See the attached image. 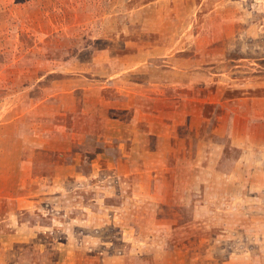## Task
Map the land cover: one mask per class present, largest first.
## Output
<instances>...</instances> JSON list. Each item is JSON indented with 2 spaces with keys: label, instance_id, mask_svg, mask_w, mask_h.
I'll return each mask as SVG.
<instances>
[{
  "label": "rangeland",
  "instance_id": "374dc122",
  "mask_svg": "<svg viewBox=\"0 0 264 264\" xmlns=\"http://www.w3.org/2000/svg\"><path fill=\"white\" fill-rule=\"evenodd\" d=\"M149 1L0 0V138L12 130L19 136L30 133L33 138L32 143L23 146L21 141L11 145L1 139L0 165L9 171L6 177L0 175L4 191L1 196L7 197H3L1 211L7 214L12 209L16 221L28 225L27 231L29 224L38 227L33 238L15 234L9 243L2 239L4 232L0 229V264H171L168 258L173 253L176 264H222L231 255H240L241 264H264V0H224L222 14L214 20L223 24L230 38L215 53L218 59L217 52L227 53V57L221 64L205 63L200 67L201 63H192L191 70L207 74V80H201L192 91L172 85L177 76H182L178 70L181 62L171 64L161 59L154 63L151 59L144 64L147 70L136 68V59L151 55L149 45L164 34L142 30L145 20L150 24L151 18L154 22L146 29L159 27L155 23L160 20L153 18L155 6L142 8ZM159 4L165 16L156 19L162 18V29L168 22L171 27L177 24L189 28L195 18L198 24L194 26L203 28L204 17L186 12L177 16L168 8L169 0ZM181 50L176 48L177 53ZM188 52L189 48L185 50ZM121 71L122 80L115 75ZM109 79L115 87L105 85ZM219 81L232 87L224 93ZM131 83L141 84L144 95L154 91L161 97L160 103L167 105L175 96L182 102L185 94L219 100L217 105H208L206 113L211 118L206 126L211 143L222 147L212 153L221 158L191 161L194 170L204 166L199 171L208 173L205 179L211 186H199L194 180L198 185L190 186L193 192L185 193L183 183L178 181L189 178L181 173L183 165L169 160L158 164L152 156L141 161L145 171L154 174L155 168L161 164L166 168L167 163L178 170V177L170 174L156 179L146 173L141 187L135 175L130 179L118 176L114 169L117 160L113 161V169L93 175V160L99 152L105 153L110 142L86 141L71 148L69 142H55L63 131L71 135L73 130L85 127L89 133L96 132L94 140L97 135L102 137L105 123L86 115L81 108L92 101L115 100L120 97L119 88H129ZM246 92L255 95L252 100L244 99ZM119 113L112 110L110 114L116 117ZM219 118L225 137L210 131L216 129ZM7 121L15 124L6 129L3 124ZM234 123H238L241 146L230 141ZM206 134L204 131L203 136ZM40 135L48 136L45 143L40 142ZM5 149L9 150L8 157L2 152ZM76 154L81 156L78 161L72 159ZM77 162L83 169V179L64 180V191L47 194V200L36 194V199L32 198L37 203L35 210L25 208L28 203L23 197L33 195L31 189H58L65 171L59 172L60 180L56 177L57 165ZM184 168H188L187 163ZM104 206H113L116 211H104ZM85 208L106 214L91 218L84 215L76 220ZM107 214L117 217L102 222ZM60 221L65 226L52 230ZM40 225L45 229L40 231ZM2 228L11 231L7 223ZM80 240L84 250H77ZM162 250L168 256L150 257Z\"/></svg>",
  "mask_w": 264,
  "mask_h": 264
},
{
  "label": "crops",
  "instance_id": "0c3cea01",
  "mask_svg": "<svg viewBox=\"0 0 264 264\" xmlns=\"http://www.w3.org/2000/svg\"><path fill=\"white\" fill-rule=\"evenodd\" d=\"M161 2H163V0H151L147 4L142 6V8L145 6H155L152 7L153 18L157 21L160 20L158 23H155L159 27L152 29L146 28L152 26L154 20H152L151 18L150 24L148 23V21L145 20V25H143V28L145 29L142 30L150 32L151 34L163 31L164 34H161L159 39L153 41L149 45L151 55L140 56L141 58L136 59L138 63L136 68L138 69V71H143L145 69L147 70V67L144 66V64L146 65L147 62L151 59L154 63H160L161 59L162 62L167 61L171 64L181 62V64L179 65L180 69L178 70L179 72H181L182 76H177L178 79H174V83L172 85H174V87L177 86L178 88H182L189 91H192L193 89L195 90L200 86L201 80H207V78H205L207 74H204L203 72H200L198 70H191L190 67L192 63H201L200 67L205 63H210V65L215 63L221 64V62L223 63L222 59H224V57H227V53L217 52V54H219L220 56L218 59V56L215 53L216 49H223L224 45L222 44L224 43V40L226 38H230V36L227 35V31L224 30L223 24H218V22L214 20L216 16L222 14L221 12L223 9L224 0H185V4L182 7H180L179 5L183 4V0H169V3H171V5H169L168 8L171 7L170 10L176 13L177 16L179 14L181 16L183 13L186 12L187 14L191 13V16L197 15V17H204V20L202 19L204 21L202 29L201 27L194 26L198 24L196 23V18L190 21L189 28H185L184 26H177V24H172L171 27L168 22L165 25L167 29H162L161 25L164 24L163 20H161L162 18L156 19V17L165 16L162 10L163 5L159 4ZM174 25H176L175 28H173ZM211 31L214 32L212 33ZM220 41L222 42L221 45H219ZM176 48H181L182 50L177 53ZM187 48H189L188 54L185 53V50ZM197 48L201 49L199 51L194 50ZM163 50L164 53H161ZM156 59L157 61H155ZM123 74L124 71H121V73L119 72L115 75L116 77L121 76L122 80L124 78ZM217 75L222 76L224 74L217 73ZM109 80V82H105V85H108L109 87H115L116 83L112 82L111 79ZM219 83V89H224V93H226V91H229V87H232V85H229L228 82L226 85L225 83H223L222 85L221 81H219ZM139 85L141 84L131 83L129 88H124L126 86H122L121 88H119L118 95L120 97H116L117 100H107V102L101 100V102L103 103L92 101L85 108H81V110L86 115H91V117H94V119H99L100 121L105 123V131L102 137L101 134L97 135L98 139L94 140L96 132L92 130V132L89 133V130L86 127L77 132L76 130H73L71 135L63 131L64 129L62 128L64 127H61L59 128V130L61 129L65 133L62 132V135L55 137V142L57 144H67L69 142L68 145L70 148L71 146L81 145L86 141H93L94 143H100L101 141H107V143L110 142L111 146L107 147L105 153L99 152L97 157L93 160V163L91 164L93 165V168H91L93 175H98L101 170L103 174H105L106 171H104V169H113L111 168L113 166V161L117 160V164L114 169L117 170L116 173L118 174V176H120L121 178L125 177V179H130L133 177V175H135L134 177L136 178V183H138L139 179L140 186L143 187L144 176L148 175L146 173L153 174V171H145V168L142 167L141 161L145 158L149 159L152 156V158L157 161L158 164L161 163L162 160H169L173 161L175 165H183V170L181 169V173H183V176H185L187 173V177L189 178L183 181H178L180 183H183L181 185L183 186V188L181 189H183L185 193L193 192V190L190 189V186H196L198 184L199 186H203L206 188L211 186V183H208V181H206L205 179L208 176V173H204V171H199L203 170L204 166H202L199 170H194L193 167L191 168V161L194 158L199 160H216L221 158V155H217L218 153H212L215 151V149H217V147L221 149L222 147L219 144L213 145L211 143L212 141L210 140L212 139L207 132L208 127L206 126L209 125L211 118L210 114L206 113L208 105H217L216 103H218L219 100H211V97L209 95H206L204 98H193L191 97V94H185V96L183 97L184 102L180 101V97L175 96L171 97V99L173 100L170 102L169 105H167L165 102L160 103L161 97L156 96L154 94V91H150L148 95L142 94V92H140L141 87H139ZM142 86H146V83H143ZM223 96H220V98H222ZM253 96L255 95H250L249 92H246L244 94V99L252 100L251 97ZM105 103H107V105ZM156 103H160V105L158 106ZM112 110H118V112H121V114L119 113L116 117H111L110 113ZM230 112L233 113L232 110ZM223 113L225 114V111ZM233 114L235 115V113ZM233 114H231V116ZM231 116L228 115V117ZM94 119H92V121H94ZM217 120L218 126L215 130L211 129L210 131H212L213 134L217 133L219 136L225 137L226 133L223 132L224 129L222 128V126H220L219 123L221 118ZM234 120L236 122L237 118L235 117ZM11 122L12 121L4 122L3 125L7 126L6 129H8L11 124H15V121H13L12 123ZM234 124L235 126L233 125V133H231L230 141L232 144H237L238 146H241L239 142V134L237 133L238 123ZM27 127L29 126L27 125ZM23 129L24 131H26V122L23 123ZM204 131L207 133L205 136H203ZM46 137L48 136L40 135V142L45 143L47 141ZM227 137H229L228 134ZM41 138H43V141H41ZM1 139H6L11 145L18 142L20 143V141L21 145L27 144L28 142L32 143L33 140V138H31L30 133L28 136H26L25 134L23 136H19L16 135L15 130H12L11 133L6 134L5 136H1L0 142ZM143 146L144 148H142ZM209 146H211L212 149L211 154H208L210 149ZM244 147L242 148L243 151ZM6 149L2 150V152L4 155H6V157H8L7 154H9V150ZM29 150L30 149L25 148V151L29 152ZM30 158L31 157H29L28 160ZM79 158L81 159V156L78 157V154H76L72 159L78 161L80 160ZM128 159L130 163L128 162ZM132 162H135L134 167L131 166ZM27 163L29 164L30 162L28 161ZM185 163L188 164V168L186 170L184 168ZM79 165L78 162L75 164L61 163L57 165L56 177H58L60 180H62V178H60L59 172L65 171V175L63 176V180L59 184L60 186L58 187V189L55 190L56 187L49 189L48 187L44 186L43 189H31L33 195H30L29 197H23L20 195L21 198L23 197V199H25V201H27L28 203L25 208L29 209L30 211L35 210L34 207L37 206V203L35 204L36 201L33 202L32 198L36 199V197H34L36 196V194H41V196L44 197L42 198V200H47V194L64 191V180L79 181L83 179V172H81L83 171V169L79 168ZM165 165L166 168L169 169H166L161 164L159 167L155 168L152 178H164V176H169L170 174L173 176V178L178 177V170L172 167H168L167 163ZM3 167L4 166L0 165V170L1 168L3 169ZM11 168L12 170L16 168V162L14 160V157H12L11 160ZM216 172L219 173L218 171ZM3 174L4 177L9 175L7 167L5 168L2 174L0 172V175ZM219 175L226 174L219 173ZM29 179L38 181L41 180V178ZM25 180L28 179L25 178ZM194 180H198V184H196ZM24 182L25 181L23 179L22 188H25ZM1 183L2 182L0 181V229L2 232H4V237L2 239L6 240L7 243H9L11 239L15 237V234L18 236H22V233L26 235V238H33L34 236H36V230L38 229V227L31 226L29 224L31 230L28 229L29 231H27L26 229L28 228V225L26 223L16 221L12 209L11 211L7 212V214H4L1 211V208L3 207L2 200L4 202L3 197L7 198L6 196H1L2 193H4L2 189L3 187H1ZM41 208L42 206L39 207L40 211L43 210ZM112 208L116 211V208L113 206H104V211L107 210L108 212V209L109 211H111ZM85 210H87V212H85ZM85 210L79 212V214L76 216V220H81L84 215L90 216L89 218H91L92 216H101L106 214V212H101L100 210H92L89 208H85ZM112 215L113 214H107V216L103 217L104 219H102V222H105L110 217H117L116 214L113 216ZM89 218H86V222ZM96 222L98 221H95V223ZM4 223L8 224L9 228H11V231L3 230L2 225ZM65 224L66 223H63L62 221L54 223V227H52V230L55 227L58 229L59 227L57 226H65ZM72 224L69 225L71 226ZM73 228L74 226H72V229ZM41 229H45V227L40 225V231ZM78 247L77 250L81 248L82 250H84L81 240L79 241ZM164 254L168 256V253L165 250H162L153 254L151 253L150 257L155 256V258H158L160 256H165ZM168 260L171 262V264H176L174 253L170 259L168 258ZM241 260L242 259L240 255H231L222 264H241ZM189 264H192V262L190 261Z\"/></svg>",
  "mask_w": 264,
  "mask_h": 264
}]
</instances>
